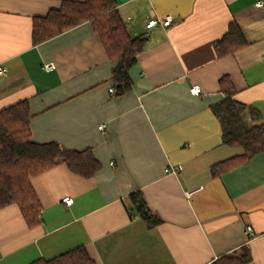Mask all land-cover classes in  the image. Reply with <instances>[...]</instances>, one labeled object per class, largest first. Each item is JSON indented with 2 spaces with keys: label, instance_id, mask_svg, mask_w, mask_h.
Listing matches in <instances>:
<instances>
[{
  "label": "crops",
  "instance_id": "0c3cea01",
  "mask_svg": "<svg viewBox=\"0 0 264 264\" xmlns=\"http://www.w3.org/2000/svg\"><path fill=\"white\" fill-rule=\"evenodd\" d=\"M64 1L85 0H0V111L28 101L33 142L91 150L101 170L84 179L60 164L33 178L41 224L30 227L16 205L1 209L0 264L78 247L96 264H213L243 248L246 264H264V153L214 176L215 165L244 150L223 143L211 111L229 77L235 99L264 122V0H114L132 37L149 19L174 16L169 29L152 30L124 95L109 93L118 62L90 23L33 44L34 20ZM231 24L245 45L218 58ZM136 191L161 220L156 227L131 216Z\"/></svg>",
  "mask_w": 264,
  "mask_h": 264
},
{
  "label": "trees",
  "instance_id": "16d2710c",
  "mask_svg": "<svg viewBox=\"0 0 264 264\" xmlns=\"http://www.w3.org/2000/svg\"><path fill=\"white\" fill-rule=\"evenodd\" d=\"M90 23L99 36L108 56L117 60L112 83L116 95H124L132 88L130 70L144 51L149 38L132 37L119 15L114 0L64 1L59 10L37 18L33 24L32 40L38 45L83 23ZM245 45L241 30L231 24L224 37L216 44L218 58L233 55ZM224 99L212 106L211 111L222 128L223 143L240 147V157L215 165L214 176L220 175L236 163L247 162L264 153V122L251 108L235 99L237 90L229 77L220 80ZM251 121H246V116ZM32 119L28 101H21L0 111V210L11 205L19 207L30 227L41 224L42 206L32 185V179L60 164L84 178L94 177L101 164L91 150H68L58 143L37 144L32 141ZM130 214L142 219L149 228L161 223L149 209L141 191L130 196ZM251 255L247 248L225 255L213 264H246ZM33 264H96L84 247L75 248L51 260Z\"/></svg>",
  "mask_w": 264,
  "mask_h": 264
},
{
  "label": "built area",
  "instance_id": "2783aa9c",
  "mask_svg": "<svg viewBox=\"0 0 264 264\" xmlns=\"http://www.w3.org/2000/svg\"><path fill=\"white\" fill-rule=\"evenodd\" d=\"M263 5L264 4L262 2L258 4V6H263ZM173 23H174V16L172 14L165 15L164 17H153L146 22L145 30L143 31L141 35H144L145 37L149 38L152 30H154L155 28L160 27L166 30L172 27ZM43 69L46 72H51L55 69V65L53 63H49L45 65ZM0 74H3V72L0 71ZM190 92L193 96H200L203 91H202L201 86L193 85L190 89ZM109 93L112 95L115 94V87L113 86V84H111V86L109 87ZM104 129H105L104 125H101L99 127L100 131H103ZM63 202L65 203L67 207H71L74 204V199L71 197H67L63 199ZM245 235L247 236L248 240H251L252 238H254L252 226L249 225L246 227Z\"/></svg>",
  "mask_w": 264,
  "mask_h": 264
}]
</instances>
